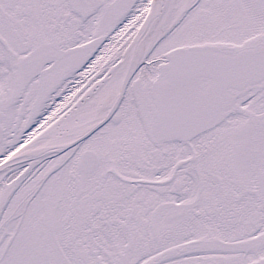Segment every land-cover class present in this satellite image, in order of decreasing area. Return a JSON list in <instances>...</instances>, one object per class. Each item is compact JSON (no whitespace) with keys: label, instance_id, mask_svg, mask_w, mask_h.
<instances>
[{"label":"snow or ice","instance_id":"snow-or-ice-1","mask_svg":"<svg viewBox=\"0 0 264 264\" xmlns=\"http://www.w3.org/2000/svg\"><path fill=\"white\" fill-rule=\"evenodd\" d=\"M0 264H264V0H0Z\"/></svg>","mask_w":264,"mask_h":264}]
</instances>
